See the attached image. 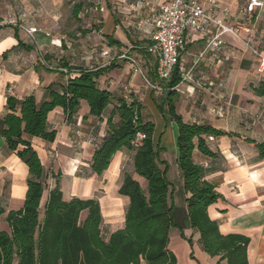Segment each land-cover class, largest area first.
<instances>
[{
	"label": "crops",
	"instance_id": "0c3cea01",
	"mask_svg": "<svg viewBox=\"0 0 264 264\" xmlns=\"http://www.w3.org/2000/svg\"><path fill=\"white\" fill-rule=\"evenodd\" d=\"M145 1L136 0V6L131 9L129 0H103V24L91 33L96 48L83 54L74 49L65 59L72 66L103 69L98 78L102 89L125 96L132 94L145 105L147 118L156 123V138L161 137V145L165 147L161 158L170 165L168 177L174 189L172 214L175 227L170 232L169 250L175 254L178 264H217L221 256L205 252L199 241L200 233L188 225L187 199L190 195L184 190V179L178 167V128L167 112H159L155 104L165 92L150 88L145 81V77L151 80L157 73L156 57L144 49L152 40L150 18L157 2L148 6ZM199 1L224 22L235 26L240 37L224 34L220 42L209 46L213 31L186 32L178 64L189 76L176 88L177 111L186 122L210 123L230 134L210 142L217 152L216 157L205 156L196 150L194 160L205 168L207 179L216 184L222 195L209 207L210 217L219 223L223 234L238 233L249 237L250 263L263 264L264 159L258 157L255 144L248 142L257 139L248 134L256 129L264 136V98L255 96L249 88L251 83L257 84L264 79V74L259 71V58L253 49L246 48L245 42L249 41L264 55V6L249 12L250 0ZM40 2L0 0V21L7 22L0 27V202L7 210L23 206L29 177L28 166L7 147L3 137L7 98L10 95L19 99L34 95L37 103H41L47 99L49 86L66 83V75L58 67L62 42L48 27L40 25L47 21ZM125 17H134L139 30L129 28ZM11 22L36 26L37 42ZM108 35L121 45L111 44ZM126 50L138 60L143 73L128 61L113 59ZM46 54L50 57L48 60L44 57ZM111 61L115 66L105 69ZM180 74L182 76L181 70ZM107 116L108 113L103 116V121L97 120L89 115L87 102L82 101L74 121L67 122L64 110L57 107L48 115L49 128L57 130L55 140L49 142L32 137L31 142L45 168L54 173L61 172L60 185L66 200L75 196L99 199L103 229L109 235L125 223L129 199L118 193L119 177L124 161L132 157V153L118 151L101 176L91 172L93 138L104 135ZM48 183L42 208L56 179L50 178ZM176 188L178 195H175ZM97 191L102 194L97 195ZM86 215V211L82 213L83 218ZM5 230H9L8 224ZM220 264H228L227 259L221 260Z\"/></svg>",
	"mask_w": 264,
	"mask_h": 264
},
{
	"label": "trees",
	"instance_id": "16d2710c",
	"mask_svg": "<svg viewBox=\"0 0 264 264\" xmlns=\"http://www.w3.org/2000/svg\"><path fill=\"white\" fill-rule=\"evenodd\" d=\"M82 9L81 2L76 4L73 15L77 17ZM107 38L111 44L121 45L112 36ZM44 57L50 58L48 54ZM59 65L73 75L67 78L65 74V84L49 86L43 102L37 103L34 95L7 98L3 137L7 147L28 166L29 177L21 208L7 210L0 202V220L4 217L9 226V230L0 228V264H178L169 250L170 232L175 227L174 189L168 177L170 165L161 158L165 147L161 137L156 138V123L145 116V105L134 95L125 96L99 86L103 69L72 66L64 57ZM114 66L111 61L105 69ZM150 81L164 88L165 95L155 103L156 107L161 113L166 111L178 128V167L184 190L190 195L188 225L200 233V244L211 256H221L220 261L227 259L228 264H251L247 252L250 238L238 233L223 234L219 223L210 217L209 207L222 195L207 179L205 168L194 160L196 150L216 157L210 142L230 134L210 123L184 121L177 111L176 86L182 81L178 62L169 81L160 80L157 73ZM249 88L255 96L264 98V79L251 83ZM82 101L87 102L89 115L97 120L103 121L108 113L104 135L93 138L91 172L101 176L118 151L132 153L134 172L123 168L118 188V193L129 199L125 223L109 235L103 229L99 199L75 196L66 200L60 185L61 172L47 170L31 142L32 137L53 142L57 130L49 128V113L61 107L67 122H73ZM139 133L145 135L141 140ZM248 142L255 144L258 157L264 159V140ZM135 175L146 181V187ZM50 178L56 179V184L42 208Z\"/></svg>",
	"mask_w": 264,
	"mask_h": 264
},
{
	"label": "built area",
	"instance_id": "2783aa9c",
	"mask_svg": "<svg viewBox=\"0 0 264 264\" xmlns=\"http://www.w3.org/2000/svg\"><path fill=\"white\" fill-rule=\"evenodd\" d=\"M148 6H153L157 2V8L153 9L150 22L153 26L152 40L149 44L144 46L147 53L152 54L157 59V75L162 81H169L176 68L180 50L185 45V35L189 30L194 31H213L209 46L220 42L221 36L230 34L234 38H239L238 29L224 22L217 17L212 9L204 6L199 0H146ZM264 6L263 0H250L247 7L249 12L254 11L255 8H262ZM7 22L0 21V27ZM17 25L21 30H24L35 42L36 26H27L23 23L11 22ZM246 48L253 49L259 58V71L264 74V55L249 41L245 42ZM125 60L131 63L135 69L143 73L142 67L138 60L129 54L126 50L113 59ZM182 71V81L186 80L189 76L188 72ZM67 78L73 74L67 68H60ZM147 85L158 91H163L164 88L159 84H153L145 77ZM178 86V85H177ZM176 86V88H177ZM145 135L138 134V139L141 140ZM211 139H213L211 137Z\"/></svg>",
	"mask_w": 264,
	"mask_h": 264
},
{
	"label": "rangeland",
	"instance_id": "374dc122",
	"mask_svg": "<svg viewBox=\"0 0 264 264\" xmlns=\"http://www.w3.org/2000/svg\"><path fill=\"white\" fill-rule=\"evenodd\" d=\"M80 2L83 5V9L81 13L75 17L73 15L74 6ZM135 3L136 0H129V7L134 9L136 6ZM102 5L103 0H41L40 6L44 8L43 12L47 16V21L40 25L42 27H48V30L53 36L61 39L62 44L61 47H59V52L62 58L68 59L70 51L74 49H78V51L83 54L86 51H91L96 48L95 43L91 40V33L95 31V29H100L101 24H103L104 12L101 9ZM124 19L129 28L139 30L134 17L129 19L125 17ZM49 20H51L50 24L48 23ZM81 30L88 31L86 34H81ZM144 113L146 117L149 116L147 112ZM248 135L257 140H262L264 138L263 132L257 131L256 129H254V132L250 130ZM123 168L131 173L134 172L131 156L124 161L121 167L119 183L123 174ZM135 176L141 181L143 187H146V181L137 175ZM171 176L174 179L173 171H171ZM96 194L100 195L102 193L97 191ZM175 195H178L177 188ZM0 226L1 229H6L7 221L4 218L1 219Z\"/></svg>",
	"mask_w": 264,
	"mask_h": 264
}]
</instances>
